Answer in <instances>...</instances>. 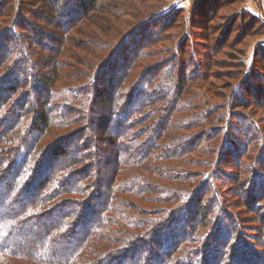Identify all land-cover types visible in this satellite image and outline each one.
Here are the masks:
<instances>
[{"label":"trees","instance_id":"16d2710c","mask_svg":"<svg viewBox=\"0 0 264 264\" xmlns=\"http://www.w3.org/2000/svg\"><path fill=\"white\" fill-rule=\"evenodd\" d=\"M123 2L0 0V264H264V118L238 111L263 107L264 87L246 82L209 107L223 37L197 48L184 36L146 67L183 10L104 43ZM203 5L189 26L210 21L215 1ZM81 25L93 41L74 40ZM73 49L108 53L95 63ZM64 58L90 69L84 87L57 88L73 68ZM239 208L256 215V251Z\"/></svg>","mask_w":264,"mask_h":264},{"label":"rangeland","instance_id":"374dc122","mask_svg":"<svg viewBox=\"0 0 264 264\" xmlns=\"http://www.w3.org/2000/svg\"><path fill=\"white\" fill-rule=\"evenodd\" d=\"M121 1L122 0H118L119 3ZM204 1L205 0H125V2H123V8L125 9L121 7L119 10H117V12L114 13V15H111L114 17L108 20L110 23L108 21H105L106 23H108V28L103 29L102 33L98 34V36L101 37L104 43L109 42V35L114 34L118 30L126 33L130 31L129 27L138 25L139 21H141L142 19L145 20L151 16H154L155 14L164 12L168 9L181 8L183 10L182 15L178 14V12L173 14V17L177 18L178 20V23H176L177 28L168 30L166 35L162 36L163 41L150 48L151 50L156 51L157 55L153 56L150 60L143 62L144 66L148 67L155 65L156 63L161 61L163 57L170 58L172 55H174V49L177 48V44L184 36L195 34L194 45L197 48L198 46H203V44L215 47L216 45H218L217 42L220 37H223L224 41L220 43L222 44L220 51L218 53L215 52L212 58L220 64V66L216 65L213 70L217 73V75H219V77H221V79L212 80L213 86L210 87L212 92L211 94L208 93V97H205L206 99H210L208 100L209 107L215 106L216 103H222L225 98H229L230 94L237 86L242 87L246 82L258 81L256 83H260V86L264 87V81L262 80V78H264V0H214L216 7V9L214 10V14L210 11H208L207 13L209 14L208 20L210 21L206 22L199 20L196 24L199 26L195 25V27L193 28V26H189L188 22L189 20H192L193 23L195 14L197 13L196 9L204 7ZM117 7H119V5H117ZM123 10L126 11L125 14H120V11ZM241 11H246V13L244 14V19L241 20V17H239V19L236 20L237 15H239L237 14V12ZM118 14L120 15L115 16ZM249 14H251L254 18H256L258 22H260L261 26L259 29H257L258 25H256V27L254 26L255 24H257L256 20L249 25L250 21H252L249 17ZM96 16H101V18H104L102 13L96 14ZM204 25L206 27L208 26L210 30L206 32V30H204L203 28ZM77 29H80V32L73 34V38L75 41H83L84 39H88L89 41L94 40L93 37L88 34L86 27H83V25L77 27ZM209 32H211L209 34L211 40L207 39L203 40L204 42H202V40L200 39L202 35H206ZM114 40L117 41V36L114 37ZM141 41H143V38ZM72 52L74 56H78L77 58L80 60H91L95 63L100 62L101 59H103L104 56L108 53L107 50H102L91 52V55L89 52V54L87 55V53H84L83 51L74 49L72 50ZM201 52H203V50L199 49L197 54L200 55ZM64 61L73 63V60L70 58H64ZM72 65L73 68H67L65 70L66 72H69V77L62 82H57L58 89L60 87L63 88L73 86L79 88L84 87V85L86 84L87 76L91 75L90 69L83 64L73 63ZM116 68V70L118 71V66ZM74 70H77L80 78L70 76L71 73H74ZM249 77L250 80L248 79ZM199 84L203 85L204 83H195L193 84L194 86L191 89L192 93L195 95L200 92H205V88L204 90L197 88L203 87L198 86ZM213 92L215 94H212ZM38 93L42 94V90L40 89ZM104 95H106V91L102 94V98L105 97ZM239 96L243 101H245V98H247L246 95ZM262 97H264V94ZM100 102L101 103L99 104L98 111L102 112L106 109V107L104 108L103 106L104 101ZM209 107L207 106V108ZM238 111L240 113L246 114L253 120L264 118V106L249 107L246 110L239 109ZM102 118H104V116H101L100 119ZM100 124L101 123H99V125ZM96 128H98L97 130L99 133L100 127L96 125ZM70 130H72V128H70ZM130 202L134 207L140 209L164 208L162 204L142 205L139 202L133 201L132 199H130ZM232 211L235 212L234 214L239 216L241 220L240 223L244 226L243 230L241 231V240L246 241V243L250 245L251 250L256 251L260 249L258 239L255 238L258 237L259 233L258 230H255V228L258 226V223L252 222L254 219L252 217H256L255 213L244 211V208L233 209ZM263 250L264 248L262 249V251Z\"/></svg>","mask_w":264,"mask_h":264}]
</instances>
